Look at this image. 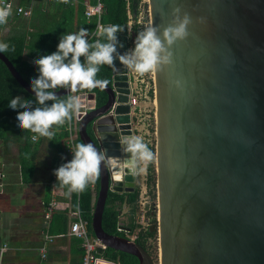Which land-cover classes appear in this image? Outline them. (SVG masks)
Wrapping results in <instances>:
<instances>
[{"label": "water", "instance_id": "water-1", "mask_svg": "<svg viewBox=\"0 0 264 264\" xmlns=\"http://www.w3.org/2000/svg\"><path fill=\"white\" fill-rule=\"evenodd\" d=\"M148 6L150 25L167 26L176 6L193 19L191 35L172 48L173 64L154 73L158 220L148 229L157 234V262L264 264V0H148ZM119 42L123 54L127 41ZM0 59L34 96L2 52ZM115 64L106 101L96 107L90 101L93 108L77 122L82 142L117 160L98 179L91 228L105 246L154 264L142 244L101 224L108 192H132L137 177L119 143L133 135L129 77L118 58Z\"/></svg>", "mask_w": 264, "mask_h": 264}, {"label": "clouds", "instance_id": "clouds-1", "mask_svg": "<svg viewBox=\"0 0 264 264\" xmlns=\"http://www.w3.org/2000/svg\"><path fill=\"white\" fill-rule=\"evenodd\" d=\"M61 2L66 4L68 0ZM10 15L11 5L0 7V24L7 23ZM171 16L167 26L144 27L135 37L134 48L123 54L117 48L118 44L123 47L118 38V33L124 31L120 25L107 26L99 33L106 37L107 42L99 39L90 42L89 30L83 27L75 33L61 34L56 51L33 61L39 73L30 81L35 99L16 96L9 102L10 108L21 110L17 112V126L51 141L55 135L53 127L71 122L73 116L79 113L82 103L75 93L96 88L103 91L106 82L97 79V74L101 66H113L117 58L126 69L140 75L163 71L172 65V48L178 41H184L191 35L189 26L193 19L188 12H182L180 6L172 9ZM199 19L203 22V18ZM8 49V44L0 43V52L7 53ZM174 83L180 86L179 80ZM60 89L68 90L66 99L57 95ZM119 143L121 151L128 154L126 162L129 174L136 176L144 172L147 164L153 160V152L142 137L121 136ZM70 149L73 154L71 160L54 169L57 184L67 187L69 194L82 193L89 184L100 178L102 170L111 172L117 165L115 158L106 155L92 142L77 143L75 148Z\"/></svg>", "mask_w": 264, "mask_h": 264}, {"label": "trees", "instance_id": "trees-1", "mask_svg": "<svg viewBox=\"0 0 264 264\" xmlns=\"http://www.w3.org/2000/svg\"><path fill=\"white\" fill-rule=\"evenodd\" d=\"M92 1L94 2L95 0ZM139 1L140 0H104L106 6L101 16V22L105 27L110 25H120L123 27L124 31L118 33L119 40L126 41L127 39V5H129L130 10L135 13ZM83 6L84 5L81 3H78L76 6L54 3L49 6L48 12L34 9L29 19H21L19 16H14L12 27L4 36H1L4 24H0V43L9 45L7 53L4 54L29 84L31 79L37 77L39 74L38 66L33 63L34 59L56 51L61 34L75 33L82 27L87 28L89 32L93 31L97 19L92 18L87 20L83 15ZM9 20L7 21L9 22ZM27 26L31 28L30 31L26 30ZM133 28L137 30L136 25H134ZM98 39L101 40V42H107L106 37L103 35ZM96 40V38H92L90 42ZM81 59L83 60V57ZM97 79L111 84L113 82V66H101L97 74ZM92 91L96 93V105H102L106 101V93L97 88ZM150 95H152L151 91ZM16 96L35 99L32 94L28 93L14 79L0 59V140H2L4 154H10L13 147L16 149L14 157H16L20 165L22 181L30 182L33 179L32 171L34 165L30 161V157L34 150V142L31 139V131H23L17 126V112L21 110H14L8 106L10 100ZM61 98L66 99V95H61ZM52 131H54L55 135L50 143L57 148L55 157L58 161L54 166L56 169L61 164L65 163L66 157L64 156L66 153L62 135L58 131V126H54ZM76 142H82L78 136ZM147 145L149 149L154 152V146L150 144ZM145 179L146 186L149 188V193L152 198H155L156 177L153 160L146 166ZM97 190L98 180L96 181L95 195L91 191L89 185L82 193H71L73 208L75 209L77 207V202H79L82 211L81 214L89 220L88 228L91 233H93L91 228V213L93 211ZM65 191L68 192L67 187H65ZM138 192V186H135L132 192H108L101 219V224L106 231L125 235L124 230H120L118 227L128 228L130 231H133L135 227L140 225V223L135 221L136 217H134L136 213L138 214V212H136L138 209ZM78 196L79 198L77 199ZM123 204H127L129 207V210L125 212L127 220L120 217ZM151 221H156L155 211L152 212ZM67 228L68 216L66 213L56 212L52 214L48 228L51 233L66 232ZM136 234L137 236L134 239L150 252L147 238L153 236V231H150L147 225L139 229ZM77 238L81 243V238ZM96 254L98 257H103L106 260L115 261L117 264H138V259L134 254L109 246L96 252Z\"/></svg>", "mask_w": 264, "mask_h": 264}, {"label": "crops", "instance_id": "crops-1", "mask_svg": "<svg viewBox=\"0 0 264 264\" xmlns=\"http://www.w3.org/2000/svg\"><path fill=\"white\" fill-rule=\"evenodd\" d=\"M16 1L24 7L32 4V11L40 9L43 12H48L49 6L56 3L50 0ZM14 16L21 19L31 17L11 11L8 17L10 20L3 25L1 36L9 32ZM27 28L31 30L29 26L26 30ZM58 131L63 136L60 126ZM32 134L36 138L31 137L34 150L30 161L34 169L30 182L22 181L20 165L14 157L16 149L13 147L10 154H4L0 140V264H82V243L76 236L68 233V228L52 241L46 242V258L42 260L40 257L39 246L43 243V234L46 231L51 233L48 229L51 217L48 221L43 219L44 204L54 196L59 202L57 212L67 214L68 225L69 219L73 218L70 212L76 208L72 205V194L65 191V186L57 184V177L54 175V166L58 161L55 157L57 148L51 145L47 137ZM64 157L67 162V155ZM142 173H146V168ZM120 217L125 219L127 215L122 212ZM4 243L7 247L1 251Z\"/></svg>", "mask_w": 264, "mask_h": 264}, {"label": "built area", "instance_id": "built-area-1", "mask_svg": "<svg viewBox=\"0 0 264 264\" xmlns=\"http://www.w3.org/2000/svg\"><path fill=\"white\" fill-rule=\"evenodd\" d=\"M56 3H62L61 0H50ZM78 3H81L83 6V15L87 20H90L92 18L97 19V23L93 31L89 32V40L92 38H100L101 33L103 29L105 28L104 24L101 22V16L103 12L105 11V2L104 0H95L94 2L92 0H68V3H62L68 6H76ZM7 5H11V11L14 10V12L17 15H21L24 17H29L31 15V7L32 4H30L28 7H24L20 5L16 0H0V7H4ZM146 6V8H145ZM128 7V33H127V51L129 49H132L134 46V43L131 41V33L133 31L139 32L142 29V25L145 27L150 25V15H149V6H148V0H140L137 6V11L134 13L132 10H130L129 5ZM136 25L137 30L133 28V26ZM95 42V41H94ZM118 66L116 64L113 65ZM127 75H128V84H129V100L128 103L130 104V116H131V130L133 135H137L142 137L143 141L146 144H150L154 146L155 149V143H148L145 138V136L140 134V129L137 123H135V118H138L139 113L141 112V98H147L148 93L150 91L152 92V97H155V79H154V73H148L147 79L145 78V75H140L135 73L134 71H130L127 69ZM94 92L92 90H81L75 93V95H78L81 99L83 110L79 111L78 114H75L73 116V119L71 122H66L61 127L62 133H63V144H64V150L67 155V160H71L72 158V151L70 148H75V145L77 144L76 138L78 136L77 133V122L79 119L82 118L83 115L86 114V112L93 107H96V93L95 96L91 99L88 97V94ZM80 94H83L81 97ZM69 94H66V98ZM153 97V100H154ZM92 101L94 106L91 108L89 107L88 103ZM154 124H155V113H154ZM155 128V125H154ZM156 133V129L154 131V135ZM32 139H35L36 136L34 134L31 135ZM155 139V138H154ZM155 155V151L153 152V157ZM91 191L95 195V187L96 182L89 184ZM142 195V194H141ZM140 195V196H141ZM79 196L77 197V199ZM138 201V200H137ZM59 210V202L57 199L52 196L48 202L44 204L43 207V219L44 221H48L49 218L52 216L53 213L57 212ZM82 211L79 206V202H77V207L75 210L70 212V215L73 216V218L69 219V225H68V233L70 235H74L76 237L81 238V243L83 247V255H82V264H97L99 260H103L105 262H110L112 264H117L115 261H109L106 260L103 257H98L96 252L100 251L101 249H104L106 246L105 244L96 237L93 233L89 231L88 224L89 220L84 217L82 214ZM139 213V211H138ZM138 215V214H137ZM140 217L142 220V217L144 215L143 212H140ZM118 229L124 230L125 234L129 237H132L133 231H130L128 228H122L118 227ZM62 233H49L48 231L44 232L43 234V243L39 246V252L40 257L42 260L46 258L47 255V246L46 242L52 241L56 236L61 235ZM136 236V235H135ZM133 236L132 238H135ZM7 247V244L4 243L1 247V251H3ZM104 262V264H106Z\"/></svg>", "mask_w": 264, "mask_h": 264}, {"label": "rangeland", "instance_id": "rangeland-1", "mask_svg": "<svg viewBox=\"0 0 264 264\" xmlns=\"http://www.w3.org/2000/svg\"><path fill=\"white\" fill-rule=\"evenodd\" d=\"M146 8V6H145ZM145 26L142 25V29ZM27 31H30L27 28ZM138 33L133 31L131 33V41L134 43L135 41V37ZM148 74H145V78L147 79ZM154 97V96H153ZM153 97L150 95V93H148L147 98H141L139 101L141 103V112L138 115V118H135V123H137V125L139 126L140 129V134L145 136L146 140H148L147 142L154 144L155 143V135H154V113H155V99L153 100ZM1 144V142H0ZM3 147V144H2ZM154 160V157H153ZM146 173H139L137 174L136 177V181H135V186H138L139 188V192H138V209L136 212L139 211L138 215L137 213L135 214L134 217L135 221L137 223H140V225H138L137 227H135V229L133 230V236L136 235L137 231L139 229H142L144 227H146L148 224L151 223H157V197L152 198L151 194L149 193V188L146 186ZM142 194V195H141ZM141 195V196H140ZM129 210V207L127 206V204H123L121 207V211L125 214L126 211ZM155 211V217H156V221H151V215L152 212ZM140 212H143L144 215L142 217H140ZM124 219V218H123ZM125 220H127V217L125 218ZM153 231V230H152ZM153 236H149L147 238V243L149 244V249H150V253H151V258L153 260L154 264H158V249H157V239H156V233L155 231H153Z\"/></svg>", "mask_w": 264, "mask_h": 264}, {"label": "flooded vegetation", "instance_id": "flooded-vegetation-1", "mask_svg": "<svg viewBox=\"0 0 264 264\" xmlns=\"http://www.w3.org/2000/svg\"><path fill=\"white\" fill-rule=\"evenodd\" d=\"M88 128H89V126H88ZM134 188H135V187H134ZM136 236H137V234H136ZM136 236H135V237H136Z\"/></svg>", "mask_w": 264, "mask_h": 264}]
</instances>
